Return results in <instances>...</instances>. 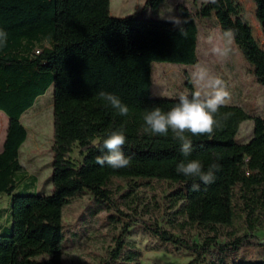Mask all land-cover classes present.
Segmentation results:
<instances>
[{
  "label": "trees",
  "instance_id": "16d2710c",
  "mask_svg": "<svg viewBox=\"0 0 264 264\" xmlns=\"http://www.w3.org/2000/svg\"><path fill=\"white\" fill-rule=\"evenodd\" d=\"M164 1L146 0L142 11L156 9ZM252 1L264 35V0ZM109 6L110 0H0V29L8 34L6 45L0 46V112L8 118L0 152V195L10 199L6 222L0 224V264H62L63 208L89 194L98 210H110L108 186L114 177L167 183L171 208L178 207L174 214L213 234L197 245L143 223L161 242L194 255L190 264L205 259L209 264H227L228 255L246 248L262 250L263 259L230 264H264V240L253 235L264 212V120L251 118L238 105L221 107L216 116L221 126L214 134H188L193 151L187 157L171 131L166 136L143 131L146 110L160 107L167 112L178 102L151 96L152 64H198L196 18L214 14L222 34L234 30V42L256 83L264 85V51L249 25L233 0H211L194 14L179 4L178 26L171 20L145 19L141 12L114 18ZM50 88L52 194L46 195L31 190L36 179H26L22 172L19 152L28 134L20 120ZM101 91L117 95L129 114L119 115L99 98ZM248 119L253 120V136L247 144H238L235 137ZM121 128L126 135L122 151L132 157L130 166L98 165L96 157L107 154L103 139ZM75 148L76 160L71 157ZM192 159L200 160L205 170L218 165L214 182L205 185L176 171L179 162ZM193 184L199 189L193 190ZM236 219L244 221L250 234L218 243L217 227H229ZM123 250L118 240L106 264H138L139 251Z\"/></svg>",
  "mask_w": 264,
  "mask_h": 264
},
{
  "label": "rangeland",
  "instance_id": "374dc122",
  "mask_svg": "<svg viewBox=\"0 0 264 264\" xmlns=\"http://www.w3.org/2000/svg\"><path fill=\"white\" fill-rule=\"evenodd\" d=\"M211 0H165L156 9L142 11L146 0H110L109 13L114 18H124L141 12L145 19L173 20L177 18L176 6L185 5L191 14ZM240 15L251 29L252 36L264 51V35L256 21L255 4L252 0H233ZM198 28V64L182 66L171 63H153L151 66V88L153 98L177 100L180 93L190 94L188 83L194 91L199 86L193 78L197 66L208 69L209 74L223 79L231 93L228 105L240 106L251 118L264 120V85L256 83L251 66L233 41L227 58L216 54L213 49L223 47L225 40L217 25L216 17L196 18ZM27 130V140L19 152L22 172L27 177H35L34 192L52 194L48 179L52 175L53 153L51 150L54 134L53 88L40 97L34 107L22 119ZM253 136V120L248 119L240 125L235 140L247 144ZM72 159L78 158L77 149ZM25 182H27L25 180ZM136 185V186H134ZM111 191L110 210H98L97 204L89 194L76 197L62 211V264H106L109 252L118 240L124 250L132 248L140 252L138 264H190L195 256L174 245L165 244L149 231L147 223L157 226L178 238L188 239L197 245L203 244L206 237L213 235L208 230L195 228L185 222L181 215H175L178 207L170 205V186L157 181H125L112 178L108 186ZM20 190V186L16 191ZM29 190V191H31ZM9 197L0 195V224L6 222L9 213ZM9 225V224H8ZM127 230V231H126ZM250 234L242 219H236L231 226L217 227L218 243H225L233 235ZM253 235L264 240V212L258 216V225ZM40 259H45L40 258ZM261 260L262 250L240 249L227 256L226 262L233 260ZM198 264H209L205 259Z\"/></svg>",
  "mask_w": 264,
  "mask_h": 264
},
{
  "label": "clouds",
  "instance_id": "9594fccd",
  "mask_svg": "<svg viewBox=\"0 0 264 264\" xmlns=\"http://www.w3.org/2000/svg\"><path fill=\"white\" fill-rule=\"evenodd\" d=\"M215 2V0H212ZM171 22L178 26L181 21L174 18ZM235 31L229 29L223 33L225 40L223 47H216L213 51L221 57L227 58L231 52L230 45L234 41ZM8 34L0 29V46L7 43ZM193 78L199 86V90L191 94L182 92L178 102L167 112L160 107L146 110L143 116V131L151 135L166 136L169 131L174 134L181 145L180 151L187 157L193 151V141L190 136L212 135L221 126V121L216 116L219 109L231 102V93L228 91L225 81L221 78L211 76L207 68L197 66L193 72ZM99 98L104 100L121 116L129 114V107L121 99L112 93L101 91ZM190 134V136L188 135ZM126 143V135L123 128L112 131L107 138L103 139V148L107 150L106 155L97 156L98 165H107L112 169H122L130 166L132 157L126 156L122 151ZM218 165L212 164L207 170L198 159L187 162L181 161L176 166V171L186 177H196L203 184L214 182L215 171ZM193 190H198L200 185L193 184Z\"/></svg>",
  "mask_w": 264,
  "mask_h": 264
},
{
  "label": "crops",
  "instance_id": "0c3cea01",
  "mask_svg": "<svg viewBox=\"0 0 264 264\" xmlns=\"http://www.w3.org/2000/svg\"><path fill=\"white\" fill-rule=\"evenodd\" d=\"M198 34H199V32H198ZM197 50H198V46H197ZM37 100H36V102H37ZM36 102L34 103V105L36 104ZM22 119H23V117L20 120L21 124H22ZM7 127H8V118L6 117V115L3 112H0V152H2V149H3V144H4V141L6 138ZM21 148H20V150H21Z\"/></svg>",
  "mask_w": 264,
  "mask_h": 264
}]
</instances>
